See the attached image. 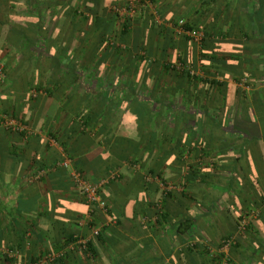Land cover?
Here are the masks:
<instances>
[{"label": "crops", "instance_id": "obj_1", "mask_svg": "<svg viewBox=\"0 0 264 264\" xmlns=\"http://www.w3.org/2000/svg\"><path fill=\"white\" fill-rule=\"evenodd\" d=\"M0 69V264H264V0H0ZM76 170L120 173L106 212Z\"/></svg>", "mask_w": 264, "mask_h": 264}, {"label": "trees", "instance_id": "obj_2", "mask_svg": "<svg viewBox=\"0 0 264 264\" xmlns=\"http://www.w3.org/2000/svg\"><path fill=\"white\" fill-rule=\"evenodd\" d=\"M27 2V5L30 7L32 5L33 2L35 1H40V0H25ZM78 13V12H77ZM186 28H191L193 26L189 25L186 23ZM61 61H62V58H59V65L61 66ZM70 68V72H67L65 74L66 76V79L69 80V81H74L76 79V71H74V65L72 64V62L69 64L68 66ZM94 91V90H93ZM52 92H54V90H52ZM51 91L48 90V93H52ZM136 95V94H134ZM139 94L136 95V97H139L138 96ZM96 96H100V98L105 101L106 98H109V94H106L104 91H100V90H95V93L93 94L92 92L90 91H87L84 93V97L82 98L81 102H80V105L81 108L80 109V120H81V123L78 127H80L79 129H82V126H83V132H85V128L87 129L88 128V122H89V119L90 118H93L95 114H97L100 110H99V107L97 108L96 106V103H94V98H96ZM93 101V102H91ZM133 103L130 104V103H127L123 106V103L122 105L119 106V109L117 110V106H115L114 104L112 103H108L106 105V108L104 109L105 111V114L109 115L111 113H115V115L118 116V114H120L122 116V114L125 112V111H132V113L135 115L133 119V121H135L136 125H137V129L140 130V132L142 131V129L144 128V126L146 125V114L148 112V109L145 105H142L141 103H137L136 100H132ZM100 105V104H99ZM102 105H105V102H102ZM122 111V112H121ZM91 115L93 117H91ZM120 124H124L123 122V119L120 120ZM107 126V125H105ZM262 127V139H264V122L262 123L261 125ZM228 128L232 129L231 126H227ZM247 140L248 139H251V138H246ZM254 139V138H253ZM81 171V170H80ZM82 174H83V171H81ZM83 176L85 178H88V179H92V178H89L88 176H86L85 174H83ZM99 178L97 179H92V180H98ZM105 189L103 190V193H104ZM104 197H105V194H104ZM106 198V197H105ZM107 200V198H106ZM108 201V200H107ZM253 205V204H252ZM249 206L248 207V210L243 212L244 214L239 218L240 220L237 222V226H240L241 225V220L244 216H250L252 212L255 213V215L251 216L249 221H248V224L245 228L244 231H248L249 230H254V219L258 217H260V214L262 212V210L264 209V194L260 197V200L255 202L253 206ZM108 209H109V203H108ZM264 213V212H263ZM264 215V214H262ZM262 219L264 220V216H262ZM182 224H185L186 227H188L189 225V219L183 221V223H180L179 226H178V230L181 228V225ZM184 229V228H183ZM229 238V237H227ZM225 238V239H227ZM79 238L77 236H74L72 235L71 238H70V242H76ZM88 251L89 252H92L94 253V248H93V243L92 241H88Z\"/></svg>", "mask_w": 264, "mask_h": 264}, {"label": "built area", "instance_id": "obj_3", "mask_svg": "<svg viewBox=\"0 0 264 264\" xmlns=\"http://www.w3.org/2000/svg\"><path fill=\"white\" fill-rule=\"evenodd\" d=\"M186 23H187L186 20L184 18L183 19L181 18L178 21L179 28L187 32L193 40L201 41L204 36L202 30H199L195 27L186 28L185 27ZM10 125H12L13 129L24 128L23 125L22 126L20 125L15 126L13 124H10ZM61 164L64 166H69L70 161L68 159L67 160L65 159L61 162ZM119 176H120L119 172L111 171V174L109 176L99 178L98 180H92V179L85 178L83 174L77 170L73 172V179L76 184V187L84 194L85 199L87 203L90 205V207L92 208V210L99 209V210H103L104 212L108 210V201L104 197L103 190L106 188L107 184L110 182L111 179L117 178ZM253 215H255L254 212H252L250 216H244L242 218L241 225L239 226L241 230H245L250 217ZM88 241H89L88 239L81 238V239H78L76 243L79 244L81 249L88 251V244H87ZM233 243H235V239L233 237H229L223 240V245L225 247H229Z\"/></svg>", "mask_w": 264, "mask_h": 264}]
</instances>
